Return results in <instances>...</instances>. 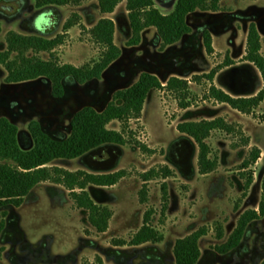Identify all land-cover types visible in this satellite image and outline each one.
<instances>
[{"label":"rangeland","instance_id":"rangeland-1","mask_svg":"<svg viewBox=\"0 0 264 264\" xmlns=\"http://www.w3.org/2000/svg\"><path fill=\"white\" fill-rule=\"evenodd\" d=\"M99 3L100 0H72L65 6L39 8L36 0H0V50L7 49L6 38L11 30L49 38L65 33L64 43L55 49L57 57L61 63L82 66L99 60L102 55L104 48L93 38L91 30L103 17L115 21V42L122 49L121 57L101 79L87 86L69 81L68 95L62 100L54 97L52 83L45 78L8 83V69L0 64V117L6 116L19 126L24 148L34 145L30 131L32 120L41 121L52 136H68L75 112L85 105L103 109L113 99L116 90L134 84L144 71L159 73L164 83L172 75L191 80L196 73L211 71L229 55L234 63L218 73L215 83L235 95L252 94L262 88L261 72L245 64L243 57L252 21L257 22L261 31L264 53V0H222L218 12L197 10L188 17L192 33L167 47H162L156 27L145 30L139 45L130 46L128 40L132 36V27L127 1H122L109 14L101 12ZM158 5L164 12L171 11L159 2ZM74 13H79L80 23L66 32L64 25ZM205 29L214 36L216 50L213 54H208L205 48ZM27 55L31 56L33 52ZM39 56L50 59V53L46 51L40 52ZM208 85L207 81L202 84L190 82L196 98L187 111L179 107L171 92L150 91L142 119L132 120L131 126L136 138L155 148L156 153H144L133 143L124 146L109 144L83 157L58 159L52 163L74 171L84 169L102 173L126 168L130 172L115 186H88L90 195L98 204L108 205L115 212L107 232L99 233L92 226L87 210L77 206L64 185L44 181L32 190L20 207L7 205L0 208V221L4 211H8L7 226L0 235V264H176V241L202 227L208 232L200 243V264L262 262L264 216L250 226L238 248L227 254L217 250V246L228 239L218 238V224L231 223L228 226L231 232L237 225L236 215L243 200L240 201L247 175L239 170V165L249 153L243 138L222 130L215 132L209 142L213 147L212 157H219V168L210 176L197 178L195 174L199 165L198 159L194 162V158L199 154V147L172 124L177 118L184 121L226 115L230 122L244 124L241 125L257 146L264 148V122L228 103L204 100L203 93ZM263 112L264 103L256 110L257 115ZM121 127V122L115 120L112 128ZM161 164L170 165L175 172L167 180L170 202L175 210L173 223L160 221L163 179L149 181V200L147 203L140 200L139 191L144 183L140 173ZM257 173H264V166L258 168ZM258 187L256 183L248 207H254L261 197ZM148 208L155 209L152 223L164 235V240L145 246H116L112 242L114 238L130 240L140 229Z\"/></svg>","mask_w":264,"mask_h":264},{"label":"trees","instance_id":"trees-1","mask_svg":"<svg viewBox=\"0 0 264 264\" xmlns=\"http://www.w3.org/2000/svg\"><path fill=\"white\" fill-rule=\"evenodd\" d=\"M72 0H36L39 8L65 6ZM122 1H127L129 18L132 27V36L128 40L130 46L139 45L143 40V33L149 27H156L162 39V47L172 46L180 42L185 36L192 33L193 29L188 21L191 13L197 10L204 12H218L221 10L222 0H177L175 7L164 12L157 0H100L102 13H113ZM79 13H74L64 25V30L80 23ZM115 21L110 17H103L92 28L93 38L103 46L104 50L99 60L77 66L72 63H61L55 53L57 46L65 41V33L54 38L45 35H27L15 30L7 34L6 50H0V64L8 69L6 81L8 83H24L38 79H48L52 83L53 95L62 100L68 95L69 81L74 84L87 86L94 80L102 78L103 74L121 57L122 49L115 42ZM2 23L0 21V34ZM204 44L208 54L215 52L214 36L211 31L203 30ZM262 34L257 22L252 21L247 36V47L244 55L245 64L258 69L263 78V86L257 93L251 95H235L219 87L215 78L225 67L234 63L233 58L227 55L223 63L215 66L211 71L196 73L192 79L172 75L166 79V84L157 73L144 71L140 78L131 86L118 89L113 94V99L101 110L94 105H85L73 115L68 136H52L48 133L39 120H32L30 131L34 145L24 148L20 142V128L6 116L0 117V208L13 205L20 207L41 182L51 181L64 185L72 199L79 208L87 210L89 221L99 233H105L111 226L114 210L108 205L98 204L90 195L88 186L91 184L115 186L122 179L129 176L126 169L113 172L95 173L84 169L70 170L62 166L52 165L58 159H75L85 156L93 150L109 144L124 146L133 143L144 153L154 154L157 150L139 141L135 130L131 126L132 120H141L146 99L151 90L159 89L171 92L181 109H188L194 104L196 95L193 93L190 82L202 84L209 83L203 93L204 100H214L219 103H228L232 108L244 113L259 117L264 122V112L257 115L256 110L264 103V53ZM32 51L33 55L27 53ZM50 53V59H44L39 53ZM118 120L122 127L120 130L111 129L108 125ZM180 133L191 137L199 147L198 165L199 172L203 175L210 174L219 168V157H212L213 147L209 138L215 130H222L228 134L243 138V144L250 146L251 136L246 133L243 126L230 122L225 116L212 119L184 120L178 123ZM236 143L235 146H238ZM262 156V149L251 146L247 157L239 165V170L247 175L242 199L247 197L251 185L254 183L255 165ZM175 174L168 164L140 173L144 181L139 191L142 203L149 200L148 182L163 179L161 183L162 206L161 223L167 220L170 206V189L166 179ZM243 201V200H242ZM155 209L148 208L143 217V224L130 240L114 238L116 246L130 244L141 246L147 243H160L164 235L153 225ZM8 211H4L0 221V235L7 226ZM264 216V179L263 197L258 209L250 208L242 213L233 232L226 242L217 246L221 254L230 253L238 248L250 226ZM208 232L202 227L190 235L176 241L174 255L176 264H200L202 250L200 240ZM218 238L225 236V227L218 224ZM102 261V260H101ZM261 264H264V259Z\"/></svg>","mask_w":264,"mask_h":264},{"label":"crops","instance_id":"crops-1","mask_svg":"<svg viewBox=\"0 0 264 264\" xmlns=\"http://www.w3.org/2000/svg\"><path fill=\"white\" fill-rule=\"evenodd\" d=\"M242 88H244V87H242ZM258 92V90L256 91V92H254V93H257ZM200 94V93H199ZM239 95H251V94H246L245 92L244 93H240ZM218 104H220L219 102H218ZM191 108V107H190ZM190 108H188V109H190ZM188 109H184L183 111H187ZM227 115H229V114H227ZM225 117H227L226 115H225ZM206 118V117H205ZM215 118V117H214ZM203 119V118H202ZM207 119H212V117L211 118H207ZM194 120V119H193ZM200 120V119H199ZM115 121V120H114ZM114 121L113 122H111L109 125H108V127L109 128H111V129H115V128H112V126H113V123H114ZM173 121V120H172ZM181 121H183V119L181 120L180 118H177V119H175L174 120V122L172 123V124H174L175 126H177L178 125V123L179 122H181ZM236 123H238V124H242V123H240V122H237V121H235ZM119 123H120V121H119ZM242 125H244V124H242ZM121 128H119L118 130H120ZM244 130L246 131V129L244 128ZM215 132H219V130H215L213 133H212V135L213 134H215ZM247 133H248V135H250V133L248 132V131H246ZM251 136V135H250ZM254 145H257L256 143H255V141H254V139H253V137L251 136V144H250V146H247L248 147V149L251 147V146H254ZM198 146V145H197ZM260 147V146H259ZM261 149H262V156L260 157V159L258 160V162L255 164V165H253L252 166V168L254 169V172H255V174H254V177H255V179H254V183L251 185V187H250V189H249V193H248V195H247V197H245L244 199H243V201H242V203H241V206H240V208H239V210H238V212H237V215H236V217H238V219H239V217H240V215L242 214V213H244L247 209H250V208H256V209H258V206H259V203H260V198L262 199V197H263V179H264V173H262V174H258L257 173V169L258 168H260V167H262V166H264V148H262V147H260ZM196 158L198 159V153H197V156H195V158H194V162H195V160H196ZM199 170V169H198ZM195 174V173H194ZM199 174V175H198ZM211 174V173H210ZM210 174H206V175H203V174H201L199 171H197L196 170V174H195V176H197V178L199 177L200 178V176H210ZM123 180V179H122ZM121 180V181H122ZM166 180H168V179H166ZM256 183H258L259 184V187H258V190H259V194H260V198L257 200V203L254 205V207H248V204H247V202H248V199H249V197H250V195H251V193H252V191H253V187H254V185L256 184ZM174 206H173V202H170V206H169V209H168V212H167V223H173V221H172V219H173V216L175 215V213H174ZM176 219V218H175ZM237 219V220H238ZM177 222V221H176ZM237 223H238V221H237ZM229 224H231V223H226L225 224V236H224V238H228L229 237V235L233 232V230L236 228H234L231 232H229V230H228V226H229ZM237 226V225H236ZM207 235H205V236H203L202 238H201V240H200V243H201V241H202V239L204 238V237H206ZM223 239V238H222ZM148 244V243H147ZM146 244H144V245H142V246H145ZM258 264H261V261L258 263Z\"/></svg>","mask_w":264,"mask_h":264},{"label":"water","instance_id":"water-1","mask_svg":"<svg viewBox=\"0 0 264 264\" xmlns=\"http://www.w3.org/2000/svg\"><path fill=\"white\" fill-rule=\"evenodd\" d=\"M159 3H161V5L163 6V7H166V8H168V9H173L174 7H175V4L177 3V0H172L171 1V3H169V4H164V3H162V2H160V0H157Z\"/></svg>","mask_w":264,"mask_h":264},{"label":"flooded vegetation","instance_id":"flooded-vegetation-1","mask_svg":"<svg viewBox=\"0 0 264 264\" xmlns=\"http://www.w3.org/2000/svg\"><path fill=\"white\" fill-rule=\"evenodd\" d=\"M171 1L172 0H160V2H162V3L166 4V5L171 3ZM160 5H161V3H160Z\"/></svg>","mask_w":264,"mask_h":264},{"label":"built area","instance_id":"built-area-1","mask_svg":"<svg viewBox=\"0 0 264 264\" xmlns=\"http://www.w3.org/2000/svg\"><path fill=\"white\" fill-rule=\"evenodd\" d=\"M166 83H164V85H165Z\"/></svg>","mask_w":264,"mask_h":264}]
</instances>
